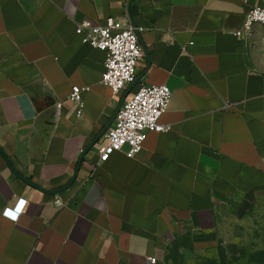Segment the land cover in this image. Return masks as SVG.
I'll list each match as a JSON object with an SVG mask.
<instances>
[{"label": "crops", "instance_id": "obj_1", "mask_svg": "<svg viewBox=\"0 0 264 264\" xmlns=\"http://www.w3.org/2000/svg\"><path fill=\"white\" fill-rule=\"evenodd\" d=\"M252 6L264 0H0V264L234 251L220 211L264 192V25L238 35ZM109 17L138 29L135 88L167 84L172 97L168 130L150 132L135 157L126 145L98 164L122 94L103 84L107 54L76 23ZM20 199L19 218L4 216ZM248 264H264V249Z\"/></svg>", "mask_w": 264, "mask_h": 264}, {"label": "built area", "instance_id": "obj_2", "mask_svg": "<svg viewBox=\"0 0 264 264\" xmlns=\"http://www.w3.org/2000/svg\"><path fill=\"white\" fill-rule=\"evenodd\" d=\"M255 24L264 25V7L252 6L246 17L244 37ZM76 31L84 42L106 52V72L103 84L116 95L124 93L126 88L136 81L138 65L144 56L138 29L130 22L109 17L105 23H96L84 19L76 23ZM83 89L74 87L70 99L83 107ZM172 97V90L167 84H141L133 89L127 98L99 147L98 164L110 159L112 154L129 145V157L137 156L143 148L150 132H163L169 127L162 122ZM26 199H20L14 208L7 207L4 216L17 220L22 213ZM61 204V202H59ZM156 262V259H152Z\"/></svg>", "mask_w": 264, "mask_h": 264}, {"label": "rangeland", "instance_id": "obj_3", "mask_svg": "<svg viewBox=\"0 0 264 264\" xmlns=\"http://www.w3.org/2000/svg\"><path fill=\"white\" fill-rule=\"evenodd\" d=\"M253 200L237 201L222 208L219 231L234 251L227 255L222 250L207 249L192 256L175 257L174 264H248V255L264 249V192Z\"/></svg>", "mask_w": 264, "mask_h": 264}, {"label": "water", "instance_id": "obj_4", "mask_svg": "<svg viewBox=\"0 0 264 264\" xmlns=\"http://www.w3.org/2000/svg\"><path fill=\"white\" fill-rule=\"evenodd\" d=\"M141 79H142V76H138L137 79H136V81L133 82L132 84H130V85L126 88V90H125L124 93L122 94V97H121V100H120V102H119L118 108L116 109V111H115V113H114V115H113V118H112L110 124H109V125L107 126V128L102 132V135H101V136H103V135L106 133V131L111 127L112 123L114 122V120H115L116 117H117V114L119 113L120 109L122 108V106H123L125 100H126V99L128 98V96L131 94V92H132L133 89L136 87V85H137L138 83H140ZM101 136H100V137H101ZM100 137H99V138H96L95 142H97V141L100 139ZM95 142H93L92 144H90V145H89V146H88V147L82 152L81 157H80V160H79V162H78L77 171H78V169L80 168V166H81V164L83 163V161H84L86 155L88 154L89 150L93 147V145H94ZM18 175H20V174H18ZM76 177H77V172L75 173L73 180L70 182V184H69L68 186H70V185L74 182V180L76 179ZM28 182L31 183L32 185H35V186H36V184H34L32 181L28 180ZM68 186H67V187H68ZM64 189H66V188H63V189H61V190H55V191H52V192H53V193H59V192H61V191L64 190Z\"/></svg>", "mask_w": 264, "mask_h": 264}]
</instances>
